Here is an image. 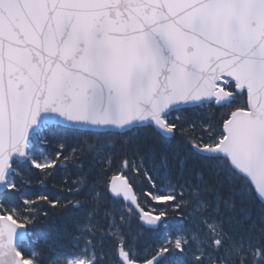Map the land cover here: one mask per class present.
I'll use <instances>...</instances> for the list:
<instances>
[{"label": "snow or ice", "instance_id": "obj_1", "mask_svg": "<svg viewBox=\"0 0 264 264\" xmlns=\"http://www.w3.org/2000/svg\"><path fill=\"white\" fill-rule=\"evenodd\" d=\"M206 103L225 108V118L218 133L195 140L172 114ZM56 130L73 134L72 155L61 143L54 157L37 158L34 139ZM133 130L148 144L141 162L125 158L110 179L111 167H84L116 133ZM129 144L125 137L121 150ZM192 156L199 170L188 167ZM69 160L82 173L77 205H93L88 217L113 194L127 214L78 225L83 249L46 262L24 251L28 226L42 204L70 205L18 199L16 165L51 176ZM137 176L151 190L137 195ZM253 191L264 205V0H0V264H97L102 220L116 264L264 262V245L246 249L234 236L252 220ZM189 206L197 231L169 233L152 253L141 255L125 231L133 216L167 229L169 209ZM258 214L264 223V206Z\"/></svg>", "mask_w": 264, "mask_h": 264}, {"label": "trees", "instance_id": "obj_2", "mask_svg": "<svg viewBox=\"0 0 264 264\" xmlns=\"http://www.w3.org/2000/svg\"><path fill=\"white\" fill-rule=\"evenodd\" d=\"M246 98V97H245ZM226 109L217 107L215 104H204L197 108L181 109L179 112H173V117H181L185 121V127H191L194 131L192 133L195 140L203 137L207 139L213 132L218 133L222 127V121L225 118L224 113ZM42 140H47L45 143ZM118 141V145L121 148V141ZM42 141V142H41ZM64 144V148L61 150L64 155L71 156L72 149L76 147V140L70 131H53L46 133L43 139L36 138L33 141V148L37 155V158L49 155L54 157L57 150H60V144ZM148 144L145 143L144 133L141 132L140 136H135L130 139L129 147L125 151L118 153L108 152V154H102L98 156L101 161V165L108 169L112 168L114 164H117L120 160L128 158L141 162V158L145 156ZM126 152V154H125ZM136 152L137 155L132 153ZM120 159V160H118ZM73 167H77L75 172L79 170V167L69 160ZM151 154L143 160L145 167H151ZM188 167L192 168L193 171L199 170V162L195 156H192L189 160ZM31 173H24L22 176L17 175L16 181L20 187V197H27L36 199L41 195H47L49 199H58L63 201L65 204L70 206L65 209L53 208L51 205L44 203L38 209L40 215L34 221L32 226H28L30 230L29 240L22 244V247L26 253L36 252L40 254L43 259L47 262L56 257L64 256L72 251H80L84 247V239L80 236V232L77 231L75 224L71 222L70 213L75 210H82L85 213L91 211L90 207L93 205L89 202L84 208L79 206L76 208L77 201H83V195H78L77 180L80 176L72 177V173L69 169H63L60 166H55L51 176L42 174V170L33 169ZM27 174V180L25 181V175ZM113 172L112 170L107 173L110 179ZM205 175L208 177V170L205 169ZM142 186L141 188L136 186L137 190L146 191L151 190L147 184V181L141 177ZM40 184H43L40 186ZM228 193L225 192L227 197ZM109 196L106 195V199ZM248 202L252 206V220L247 221L237 232H234L237 240L244 239L243 236H248V232L252 228L259 230V237L263 239L264 245V223L261 222L258 214V210L264 206L258 199L255 191L248 197ZM239 203V201H238ZM152 206L150 205L149 208ZM192 208H181L179 210L169 209L167 220L173 225H180L184 228H189L190 224L193 223L189 217V213ZM105 213L109 214L108 205L106 209H99L91 219L90 226L97 223L99 218L104 217ZM105 223V234L101 235V231L97 230L95 237V252L99 256L111 257L114 261H117V256L113 247V238L106 231ZM185 222V223H184ZM125 231L129 233L131 237H134L135 246L138 248L146 247L148 245L159 247L160 240L156 238V231H152L142 227L139 223L137 225L127 226ZM253 234V233H252ZM251 234V235H252ZM106 261V259H105Z\"/></svg>", "mask_w": 264, "mask_h": 264}, {"label": "rangeland", "instance_id": "obj_3", "mask_svg": "<svg viewBox=\"0 0 264 264\" xmlns=\"http://www.w3.org/2000/svg\"><path fill=\"white\" fill-rule=\"evenodd\" d=\"M140 134H141V132H139L137 130H133L132 132H124L122 134L116 133L114 136V143L108 144L106 151L103 152L102 154H104V153L108 154V152H114V154H115V153L120 152L121 148L118 145V141H120V139L125 138V137L132 139L135 136H140ZM106 139H113V137H108ZM102 154H100V155H102ZM100 155L94 154L92 157H90L87 161L84 162V167H88L89 164H95L96 167L99 168L101 166V164H100L101 161H100V158L98 156H100ZM118 160H120V159H118ZM123 160L124 159L122 158V160H120L117 164H114L112 166L111 169H112L113 174L120 172ZM60 167H62L63 169H69L70 171H75V169H78L77 167H73V165L70 163V161H65L64 164ZM23 168H24V171L26 173H31V171L32 172L34 171L33 170L34 168L27 162H23ZM79 170H80V168H79ZM124 174L126 176H129V177L133 176V173L128 172V171H125ZM26 180H27V175H25V181ZM132 183L135 186L141 188V186H142L141 177H139V176L135 177L132 180ZM42 185L43 184H40V186H42ZM98 191H100V189H98ZM106 205H108L109 214L111 213V217H115L117 220H119L121 215L127 214V205H125L121 200L112 198L111 196L109 197V200H107L106 195H105L104 196V204L101 207V209H103V210L106 209ZM90 209H92V206L90 207ZM83 210H85V208H83ZM98 211H99V209H98ZM92 217L93 216L88 217L86 215V213L82 210L79 214L77 212H72L70 214L71 222L76 221L75 224H76V228H77L78 232H79L78 225H83V224L87 223L90 226ZM138 223L139 222L137 221V219L134 216L131 218V220L129 222V224H132V225L133 224L137 225ZM165 224L167 225V229H164V228L162 229L163 233L161 234L162 238L160 239L161 244L164 242L166 236L169 233H171L172 235H175V233L178 229L184 228L182 226L173 227V226H171V222H169V221L165 222ZM193 232H195V231H193ZM236 232H237V230H236ZM258 232H259V230L254 227V228H252L251 231L248 232V236H243L244 239L237 240V241L242 242L246 249L249 246L259 247V246L263 245V239H261V236L259 237ZM237 234H238V232H237ZM156 238H157V235H156ZM156 248H157L156 246L154 247L151 244L146 246V247H143V248L137 247V249L141 255H146V254L152 253ZM95 254H96V252H95ZM96 256L98 258L97 264H116L114 259H112L111 257L107 258L105 256H99L97 254H96ZM105 259H106V261H105ZM256 260H257V264H264V262H261L259 260V258H256ZM250 264H251V261H250Z\"/></svg>", "mask_w": 264, "mask_h": 264}, {"label": "bare ground", "instance_id": "obj_4", "mask_svg": "<svg viewBox=\"0 0 264 264\" xmlns=\"http://www.w3.org/2000/svg\"><path fill=\"white\" fill-rule=\"evenodd\" d=\"M71 173H72V177H76V176H81L82 175L80 170H78L77 173L75 171H71Z\"/></svg>", "mask_w": 264, "mask_h": 264}, {"label": "water", "instance_id": "obj_5", "mask_svg": "<svg viewBox=\"0 0 264 264\" xmlns=\"http://www.w3.org/2000/svg\"><path fill=\"white\" fill-rule=\"evenodd\" d=\"M135 191V190H134ZM256 194H257V196H258V198L260 199V197H259V194L256 192ZM122 195V194H121ZM113 196H115V194H113Z\"/></svg>", "mask_w": 264, "mask_h": 264}]
</instances>
